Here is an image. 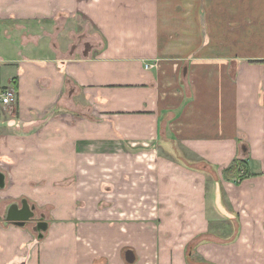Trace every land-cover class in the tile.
Returning a JSON list of instances; mask_svg holds the SVG:
<instances>
[{"label":"crops","instance_id":"0c3cea01","mask_svg":"<svg viewBox=\"0 0 264 264\" xmlns=\"http://www.w3.org/2000/svg\"><path fill=\"white\" fill-rule=\"evenodd\" d=\"M8 89L0 264H264V0H0Z\"/></svg>","mask_w":264,"mask_h":264},{"label":"water","instance_id":"95a60500","mask_svg":"<svg viewBox=\"0 0 264 264\" xmlns=\"http://www.w3.org/2000/svg\"><path fill=\"white\" fill-rule=\"evenodd\" d=\"M5 174L0 172V190L5 189L6 183ZM35 207H32L27 200H22L20 203H14L8 206L6 215H5V223L11 224L20 228L26 227L29 223H32L36 220L35 217ZM48 223L40 220L37 222V230L39 239H43V235L48 230ZM133 260V259H132Z\"/></svg>","mask_w":264,"mask_h":264},{"label":"built area","instance_id":"2783aa9c","mask_svg":"<svg viewBox=\"0 0 264 264\" xmlns=\"http://www.w3.org/2000/svg\"><path fill=\"white\" fill-rule=\"evenodd\" d=\"M16 93L14 89H8L0 93V102L3 106H9L16 101Z\"/></svg>","mask_w":264,"mask_h":264},{"label":"trees","instance_id":"16d2710c","mask_svg":"<svg viewBox=\"0 0 264 264\" xmlns=\"http://www.w3.org/2000/svg\"><path fill=\"white\" fill-rule=\"evenodd\" d=\"M245 165H247V162H245L244 160H235L234 164L231 167L227 168L226 171L234 173L237 170H239V168H242V166L246 167ZM223 202H224V200H223Z\"/></svg>","mask_w":264,"mask_h":264},{"label":"rangeland","instance_id":"374dc122","mask_svg":"<svg viewBox=\"0 0 264 264\" xmlns=\"http://www.w3.org/2000/svg\"><path fill=\"white\" fill-rule=\"evenodd\" d=\"M242 169H246L245 167L242 166ZM244 176H245V173H244ZM243 178V177H242ZM104 207V206H103ZM150 209V208H149Z\"/></svg>","mask_w":264,"mask_h":264}]
</instances>
